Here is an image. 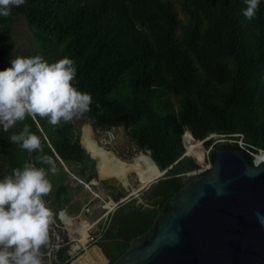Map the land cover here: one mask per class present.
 Instances as JSON below:
<instances>
[{
  "label": "trees",
  "instance_id": "obj_1",
  "mask_svg": "<svg viewBox=\"0 0 264 264\" xmlns=\"http://www.w3.org/2000/svg\"><path fill=\"white\" fill-rule=\"evenodd\" d=\"M245 7L244 0H26L9 17H0V70L15 58L13 22L21 18L43 59L74 61L75 86L93 98L85 116L94 128L122 126L136 148L149 149L160 169L171 165L150 186L153 208L125 210L123 203L108 214L102 239L118 240L108 264L151 226L196 168L191 156H182L181 135L185 150L199 163L204 150L195 138L207 134L232 139L234 145L239 139L251 152L264 150V0L252 20L243 16ZM25 123L32 133L45 135L44 154L56 163L59 158L77 162L87 168L89 179L95 175V160L71 122L52 126L47 119L29 117L8 132L0 126V179L25 163L49 167L36 161L39 153L28 156L10 142ZM246 157L252 161L247 152ZM64 174V169L58 174L62 181L53 198L44 197L52 210L59 209ZM63 238L52 264L73 259Z\"/></svg>",
  "mask_w": 264,
  "mask_h": 264
},
{
  "label": "water",
  "instance_id": "obj_2",
  "mask_svg": "<svg viewBox=\"0 0 264 264\" xmlns=\"http://www.w3.org/2000/svg\"><path fill=\"white\" fill-rule=\"evenodd\" d=\"M190 134L195 138L191 131ZM39 137L46 139L44 134ZM211 138L207 134L202 139H195L203 147ZM79 142L95 159L81 138ZM181 143L184 147L182 156H191L198 167L199 162L185 150L183 135ZM145 152L159 170L155 181L171 165L160 169L150 157L149 149ZM212 152L210 168L205 172L192 173L177 193L169 198L165 210L157 215L151 226L134 236L111 264H264V160L255 159V153H264V150L251 152L227 140L215 144ZM246 152L252 156L251 162ZM30 154L28 152V156ZM59 161L56 163L57 174L50 175L53 190L62 181L58 174L64 166L60 158ZM92 183L94 181H89L86 185ZM130 195L113 199L115 205L101 211L109 214ZM87 199L85 195L86 204L76 210L70 209L68 216L85 217ZM61 213H65V209L59 210L57 217L67 229L68 224ZM89 222L92 221L89 219ZM50 231L53 246L57 248L60 240L54 223Z\"/></svg>",
  "mask_w": 264,
  "mask_h": 264
},
{
  "label": "clouds",
  "instance_id": "obj_3",
  "mask_svg": "<svg viewBox=\"0 0 264 264\" xmlns=\"http://www.w3.org/2000/svg\"><path fill=\"white\" fill-rule=\"evenodd\" d=\"M25 2L0 0V17H9L14 7ZM244 4L243 16L254 19L260 0H244ZM10 63L0 70V126L4 132L29 117L62 126L91 111L93 98L75 86L77 70L71 58L49 63L39 55L16 56ZM9 139L28 152L39 153L36 161L49 167L25 163L0 179V264H45L54 212L44 197L53 190L48 174H57V164L44 154L41 138L28 124Z\"/></svg>",
  "mask_w": 264,
  "mask_h": 264
},
{
  "label": "rangeland",
  "instance_id": "obj_4",
  "mask_svg": "<svg viewBox=\"0 0 264 264\" xmlns=\"http://www.w3.org/2000/svg\"><path fill=\"white\" fill-rule=\"evenodd\" d=\"M12 44L14 46L15 57L16 56L29 57V56H36V55L41 56L39 46L34 40V38L32 37L30 27L21 18H17L13 22ZM174 105H176V103ZM71 124L73 125L76 133L78 134L79 139L81 138L82 128L85 125H88L91 131L93 132V136L96 142L100 146L104 147L108 151L113 152L116 156H118L119 158L123 160L132 161L139 152H143L146 154L144 150H139L138 148H136L135 145L132 144V142L129 140L122 126L111 127L110 129H107V130L94 128L91 125L89 119L86 118L85 114L80 118L73 119L71 121ZM240 124L244 126L246 125L245 123H242V122H240ZM108 132L111 133L112 135L111 138L108 136L107 134ZM227 140L231 144L234 145L235 141H233L232 139H228L226 137H221V138L213 137L211 138V143L208 146L203 144V150H204L203 161L199 163L198 168H203V167L210 165L211 163L209 161V154L212 148L215 146V144L219 143L220 141L224 142ZM101 142H103V144ZM236 142L238 145L243 146V142H241L239 139ZM94 160H95V166H94L95 175L91 179H89L87 176V168L86 167L82 168V165L80 163L73 162V161L69 163L62 162L64 166V170H65L63 179H65L66 185H65V190L61 195L62 200L61 202L57 203L59 206V209L53 210L54 212L53 223L56 225V229L59 233V240L61 241L64 240L63 238L64 235L66 236L68 234V230L65 228L64 224L58 219L57 217L58 211L64 208H67L69 210L70 209L76 210L80 206H83L85 203V200H84L85 195H87L88 199L89 198L94 199L96 195L98 194L99 198L97 199L96 204L97 202H101L100 204L103 203L104 205L107 201H109V203H112L114 206L115 201L113 199L123 198L131 194L130 197L124 201V203H127V206H125V210L128 209L130 206H134L138 209H147L150 207L153 208L155 198L148 197L149 189L152 184L157 182L160 176L155 181H153L157 177L156 176L149 183H145L143 185L145 187L141 188L142 186L138 185V180L136 179L135 174L133 172H129L128 185L124 186L122 185L121 182L117 181L115 178L100 179L97 173L96 159ZM89 181H94V183L89 184V186H87L86 183ZM53 194L54 192L52 190V192L50 193V195H48V197L52 199ZM46 203H48V201ZM94 203H95V200L91 202V204H94ZM145 204H148V205H145ZM112 212L113 211H111L110 213ZM101 213H103V211L96 213L93 216V218L96 219L97 217L101 215ZM85 215L88 216L89 214L86 213ZM104 220L105 219L103 218L101 220V223ZM107 223H109V219H107ZM95 227H98V224ZM68 239H69V236L67 235V240ZM117 241L118 240L113 237L106 238V239H102L101 241L95 244H92L86 247V249L82 248V249L76 250L72 252V256L74 258L71 260L70 264H73V262H75L76 259L79 258L84 252L86 251L92 252L94 250L101 252V254L106 258V260H109L110 256L115 251V245ZM53 245L54 243H53L52 236H51V246ZM51 248L53 250V247ZM48 252L49 250L46 252L45 264H52L53 256L49 254ZM95 261L99 262V260L97 259H95Z\"/></svg>",
  "mask_w": 264,
  "mask_h": 264
},
{
  "label": "bare ground",
  "instance_id": "obj_5",
  "mask_svg": "<svg viewBox=\"0 0 264 264\" xmlns=\"http://www.w3.org/2000/svg\"><path fill=\"white\" fill-rule=\"evenodd\" d=\"M107 134L111 138V133L108 132ZM81 140L85 148L96 159L97 173L101 178H115L117 181L121 182L122 185L127 186L129 181L128 174L129 172H133L138 180V185L143 186L159 175V170L156 165L151 161L149 156L143 152H139L132 161H126L100 146L94 139L93 132L88 125L82 128ZM101 143L103 144V142ZM255 159L257 161L264 160V153L258 152ZM96 255L99 259L103 257L99 252H97ZM74 264H103V262L96 263V261L89 258V256L84 255L79 257Z\"/></svg>",
  "mask_w": 264,
  "mask_h": 264
},
{
  "label": "crops",
  "instance_id": "obj_6",
  "mask_svg": "<svg viewBox=\"0 0 264 264\" xmlns=\"http://www.w3.org/2000/svg\"><path fill=\"white\" fill-rule=\"evenodd\" d=\"M89 200L91 201L92 198H89ZM102 206H103V203L102 204H99V203L94 204L92 206V208L87 211V213L89 214L88 215L89 217L88 216H85V217L82 216L81 217V215H78V216H72V215L71 216H68L69 209L64 208L65 209V213H61V216H62L63 220L65 222H67V224H68V226H67L68 227L67 228L68 234L67 235L68 236L69 235L71 236V230L73 232V236H74L73 237V240L70 239V236H69V239H68V242L70 243V245H71L72 248H75L77 246H80L85 241V235L87 234V231H88V229H89V227L91 225V222H89V219L91 221H93L95 219V218H93V216L96 213L101 212V210L103 208H106V209L112 208L113 207V204L112 203H109V201H107L104 204L103 208H102ZM71 220H73V223H70ZM67 235H66V237H67ZM72 252H74V251H72ZM97 252H99V251H97V250H94L92 252L86 251L81 256H84V255L85 256H89V258L93 259L94 261H95V259H97V260H99V262L102 261L103 264H108V261L109 260H106V258L102 254H101L103 256L102 259H99L97 257V255H96ZM99 253H101V252H99ZM99 262H96V263H99ZM73 264H74V262H73Z\"/></svg>",
  "mask_w": 264,
  "mask_h": 264
},
{
  "label": "built area",
  "instance_id": "obj_7",
  "mask_svg": "<svg viewBox=\"0 0 264 264\" xmlns=\"http://www.w3.org/2000/svg\"><path fill=\"white\" fill-rule=\"evenodd\" d=\"M210 166H211V164L210 165H208V166H206V167H203V168H198V167H196L193 171H191V172H188L187 174L188 175H191L192 173H194V172H204L205 170H207V169H209L210 168ZM104 215H106L105 213L103 214H101L99 217H97L96 219H94L92 222H91V225H90V227H89V229H88V231H87V235H86V237H85V241L80 245V246H77V247H75V248H72L71 247V245H70V243L68 242V244H69V250H68V253L71 255V257H73L72 256V251H76V250H79V249H82V248H84V249H86V247H88V246H90V245H92V244H95V243H97V242H99V241H101V239H102V237H103V234H104V232H105V230H106V228H107V225H108V223H107V215L106 216H104ZM105 219L102 223H101V220L102 219ZM100 222V223H99ZM98 224V227H95L96 225ZM95 227V228H94ZM70 236V235H69ZM63 244H65L63 241H61L60 240V245H59V247H55L54 248V246H53V250H52V246L50 247V249H49V254H51L53 257L52 258H55V256H56V252H57V250L63 245ZM54 251H55V254H54ZM74 258V257H73ZM71 262V261H70Z\"/></svg>",
  "mask_w": 264,
  "mask_h": 264
}]
</instances>
